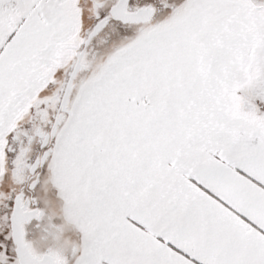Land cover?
I'll return each instance as SVG.
<instances>
[{
    "label": "snow or ice",
    "instance_id": "snow-or-ice-1",
    "mask_svg": "<svg viewBox=\"0 0 264 264\" xmlns=\"http://www.w3.org/2000/svg\"><path fill=\"white\" fill-rule=\"evenodd\" d=\"M0 264H264V0H0Z\"/></svg>",
    "mask_w": 264,
    "mask_h": 264
}]
</instances>
